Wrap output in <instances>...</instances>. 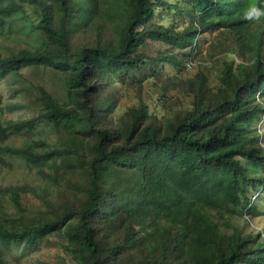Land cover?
Segmentation results:
<instances>
[{"label": "trees", "instance_id": "obj_1", "mask_svg": "<svg viewBox=\"0 0 264 264\" xmlns=\"http://www.w3.org/2000/svg\"><path fill=\"white\" fill-rule=\"evenodd\" d=\"M249 7L264 0H0V36L21 22L30 38L0 51V81L47 68L63 83L0 94V171L38 182H0V264L49 238L76 264H264V237L238 223L264 189V17ZM200 33L223 66L180 77ZM167 64L159 115L143 84ZM172 89L187 105L165 107Z\"/></svg>", "mask_w": 264, "mask_h": 264}, {"label": "rangeland", "instance_id": "obj_2", "mask_svg": "<svg viewBox=\"0 0 264 264\" xmlns=\"http://www.w3.org/2000/svg\"><path fill=\"white\" fill-rule=\"evenodd\" d=\"M33 16V15H31ZM35 17V16H34ZM15 30L9 31L4 30V33L0 36V51L7 55L13 50H16L19 46H26L29 37L25 35L24 31L20 30L21 22L15 23ZM19 31V32H17ZM218 36L216 33H204L199 34L197 37L198 42H201V52L196 58L195 62L189 63L187 66V72L180 77H190L192 74L198 71L199 67L202 66V71H205L212 78H215L219 72L222 65V56L225 53H219L216 58H220L219 63L215 60L212 61V49L211 47L215 45V42L218 41ZM158 44H150L148 47V53L153 55L154 48H158ZM236 62H241L240 57H235ZM178 70L173 68L170 65H165L163 70L157 72L156 77H151L149 82L143 84V95L146 99V102L149 104L151 110L158 112L159 115L166 113V109L160 103V86L162 81L158 78L161 76L168 77L177 74ZM146 74H149V71H146ZM144 74H137L136 77H129V81L137 82L141 80ZM22 80H17L16 78H10L7 80L0 81V94L4 100L11 101L10 98L13 97L14 102L24 103L23 95L18 91L26 83L28 84H39L43 85L47 90L53 93H62L63 83L60 77L52 70L47 68H40L37 73L33 72L31 69L24 70L22 73ZM131 79V80H130ZM137 93V92H136ZM136 93L131 92L128 96L122 99V110L126 109L128 106L136 102ZM171 94H177L179 100H175ZM170 97L166 101L165 107L172 106L176 108L178 105L182 106L187 105V100L185 96L172 89L170 92ZM172 101H175L174 103ZM170 102V103H168ZM7 117H12L16 119L22 114V111L5 112ZM257 130L260 131V142L264 145V120L257 125ZM16 142H21L22 137H15ZM0 182H37V176L33 170L24 167H17L14 171L3 170L0 171ZM262 193H255L253 198L256 202L258 211L246 215L244 218H239L238 223L245 226L247 231L252 233H261V236L264 237V189H261ZM26 203L30 206L36 203V200L31 196H28L25 200ZM12 254L14 257L11 258L12 264H76L68 255H66L58 241L55 238H49L41 240L33 248L27 249H18L13 250Z\"/></svg>", "mask_w": 264, "mask_h": 264}, {"label": "clouds", "instance_id": "obj_3", "mask_svg": "<svg viewBox=\"0 0 264 264\" xmlns=\"http://www.w3.org/2000/svg\"><path fill=\"white\" fill-rule=\"evenodd\" d=\"M244 17L250 21H259L261 17H264V7H249L244 12Z\"/></svg>", "mask_w": 264, "mask_h": 264}]
</instances>
